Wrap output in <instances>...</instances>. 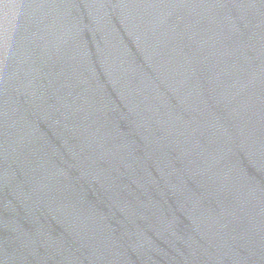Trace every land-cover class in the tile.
Here are the masks:
<instances>
[{
    "label": "water",
    "instance_id": "water-1",
    "mask_svg": "<svg viewBox=\"0 0 264 264\" xmlns=\"http://www.w3.org/2000/svg\"><path fill=\"white\" fill-rule=\"evenodd\" d=\"M0 264H264V0H0Z\"/></svg>",
    "mask_w": 264,
    "mask_h": 264
}]
</instances>
